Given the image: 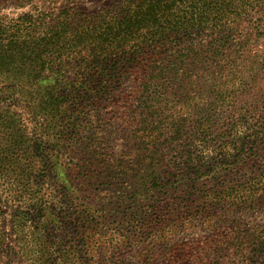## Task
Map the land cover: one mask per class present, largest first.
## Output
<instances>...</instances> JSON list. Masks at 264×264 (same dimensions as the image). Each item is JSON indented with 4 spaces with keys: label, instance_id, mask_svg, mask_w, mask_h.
Returning <instances> with one entry per match:
<instances>
[{
    "label": "trees",
    "instance_id": "obj_1",
    "mask_svg": "<svg viewBox=\"0 0 264 264\" xmlns=\"http://www.w3.org/2000/svg\"><path fill=\"white\" fill-rule=\"evenodd\" d=\"M3 112L91 264L264 258V0H0Z\"/></svg>",
    "mask_w": 264,
    "mask_h": 264
},
{
    "label": "rangeland",
    "instance_id": "obj_2",
    "mask_svg": "<svg viewBox=\"0 0 264 264\" xmlns=\"http://www.w3.org/2000/svg\"><path fill=\"white\" fill-rule=\"evenodd\" d=\"M3 114L5 120L0 123V264H91L93 249L88 230L82 233L75 223L45 220L43 173L34 172V183H31L25 146L21 143L16 146L9 115ZM51 209L57 212V207ZM256 217L248 220L255 225L254 229L264 232V209L261 208ZM233 260V264H264L259 251L248 258L239 254ZM174 264H196V261Z\"/></svg>",
    "mask_w": 264,
    "mask_h": 264
}]
</instances>
